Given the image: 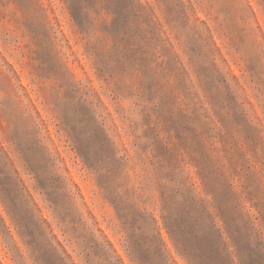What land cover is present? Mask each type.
Instances as JSON below:
<instances>
[{"label": "rangeland", "instance_id": "rangeland-1", "mask_svg": "<svg viewBox=\"0 0 264 264\" xmlns=\"http://www.w3.org/2000/svg\"><path fill=\"white\" fill-rule=\"evenodd\" d=\"M212 219L264 258V0H0V264H216Z\"/></svg>", "mask_w": 264, "mask_h": 264}, {"label": "trees", "instance_id": "trees-1", "mask_svg": "<svg viewBox=\"0 0 264 264\" xmlns=\"http://www.w3.org/2000/svg\"><path fill=\"white\" fill-rule=\"evenodd\" d=\"M132 5H133V7L135 6L134 3H132ZM76 21L79 22L78 19ZM134 36H141V35L135 34ZM224 223L226 225L225 221H224ZM169 230L171 232V235L176 239V242L179 244L180 239L176 238V234L174 233V231L172 229H169ZM209 230H210V232H214V234L216 235L215 240H217V241L214 240V242H210L215 247V249H213L211 252L213 253L212 258L215 259L216 264H240V263H243V259L240 256L241 254H239V253H241L240 246L237 244V242L235 241V239L232 236H229L228 238L225 237V235L222 231V228L217 226L214 219L211 220V227ZM228 239H230V240H228ZM162 246H163V243H162ZM232 247L235 248L234 251L231 250ZM162 249H163V247H162ZM180 249H181L183 255L188 259L187 252L185 250V245L182 244V247ZM235 253H237V255L239 256V260H237L235 258V255H234ZM247 253H248L247 259L249 260V263H247V264H256V263L257 264H264V258L261 256H256L257 254L254 253V250L250 249L249 251H247ZM169 260H170V258L168 259V261ZM134 261L138 264H143V261L137 257L134 258ZM189 261H190L189 263L193 264V258H191ZM170 262H173V260H170Z\"/></svg>", "mask_w": 264, "mask_h": 264}]
</instances>
